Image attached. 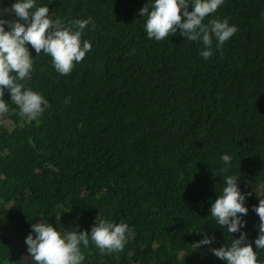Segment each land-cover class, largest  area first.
Returning <instances> with one entry per match:
<instances>
[{"label":"trees","instance_id":"trees-1","mask_svg":"<svg viewBox=\"0 0 264 264\" xmlns=\"http://www.w3.org/2000/svg\"><path fill=\"white\" fill-rule=\"evenodd\" d=\"M14 2L0 0V10ZM148 2L35 0L66 25L91 17L95 27L85 28L91 50L68 75L26 45L33 70L18 82L50 107L37 121L21 119L5 90L0 224L26 247L31 225L43 220L61 233L90 232L98 215L132 229L119 252L81 244V264H226L210 248L229 247L241 233L264 261L253 211L264 197V0H224L205 18L237 27L222 55L213 38L207 60L202 42L179 30L149 39L139 11ZM227 176L238 177L249 210L232 234L210 214ZM205 237L214 242L196 248ZM0 264H23L2 235Z\"/></svg>","mask_w":264,"mask_h":264},{"label":"clouds","instance_id":"clouds-1","mask_svg":"<svg viewBox=\"0 0 264 264\" xmlns=\"http://www.w3.org/2000/svg\"><path fill=\"white\" fill-rule=\"evenodd\" d=\"M223 3L224 0H149L139 11L147 18L145 31L149 39L162 41L169 35H176L179 30V34L188 41L202 42L203 49L199 54L207 60L213 55V38L222 55V45L237 31V27L230 26L227 19L213 18L208 23L203 22ZM5 13H14L15 19H0V123L9 113L4 100L5 90L10 94L11 102L18 107L17 114L21 119L37 121L50 104L42 94L18 82L31 79L33 70L34 59L26 45H31L37 56L42 52L50 56L54 69L61 75H68L74 62H81L91 50L90 42L81 38L85 28L89 24L95 27V22L88 17L75 19L66 25L60 19L50 17L48 6L37 7L35 0H15L10 8L0 10V15ZM231 159L227 154L222 156L225 164H229ZM223 179L226 186L211 204L210 214L217 225L227 226L228 233H237L244 227L243 216L249 211L245 207V194L238 187L237 176ZM258 198V206H253L259 217V232L254 243L256 249H264V197ZM31 228L34 235L30 233L26 237L27 247L23 245L36 264H81L85 257L80 245L87 248L90 240L101 254L119 252L132 232L124 221L116 223L100 215L90 232L65 230L61 233L47 220L33 223ZM213 242L214 237H205L195 246H210ZM210 251L226 264H264L258 260L246 233L233 239L229 247L210 248Z\"/></svg>","mask_w":264,"mask_h":264},{"label":"water","instance_id":"water-1","mask_svg":"<svg viewBox=\"0 0 264 264\" xmlns=\"http://www.w3.org/2000/svg\"><path fill=\"white\" fill-rule=\"evenodd\" d=\"M0 235H2L12 243L24 264H36V262L31 259L27 248L23 245L19 237L12 230H8L2 224H0Z\"/></svg>","mask_w":264,"mask_h":264},{"label":"rangeland","instance_id":"rangeland-1","mask_svg":"<svg viewBox=\"0 0 264 264\" xmlns=\"http://www.w3.org/2000/svg\"><path fill=\"white\" fill-rule=\"evenodd\" d=\"M5 121L7 123L6 125L11 124V121L10 120L6 119Z\"/></svg>","mask_w":264,"mask_h":264}]
</instances>
